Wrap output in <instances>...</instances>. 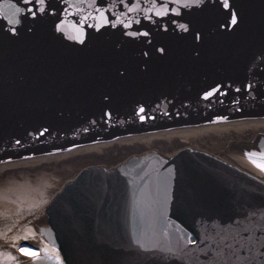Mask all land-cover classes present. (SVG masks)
<instances>
[{"label":"water","instance_id":"obj_1","mask_svg":"<svg viewBox=\"0 0 264 264\" xmlns=\"http://www.w3.org/2000/svg\"><path fill=\"white\" fill-rule=\"evenodd\" d=\"M46 2L0 0V194L70 178L16 238L40 264H264V0H230L237 25L220 0Z\"/></svg>","mask_w":264,"mask_h":264},{"label":"flooded vegetation","instance_id":"obj_2","mask_svg":"<svg viewBox=\"0 0 264 264\" xmlns=\"http://www.w3.org/2000/svg\"><path fill=\"white\" fill-rule=\"evenodd\" d=\"M49 189H42L36 194L25 192L19 197L16 191H4L0 196V264H25L34 261L20 249H31L29 245L7 243V235L17 223L29 215L44 201ZM33 250V249H31Z\"/></svg>","mask_w":264,"mask_h":264},{"label":"snow or ice","instance_id":"obj_3","mask_svg":"<svg viewBox=\"0 0 264 264\" xmlns=\"http://www.w3.org/2000/svg\"><path fill=\"white\" fill-rule=\"evenodd\" d=\"M177 2H178V0H177ZM23 3L25 5L31 4V5L34 6V7H29L27 9V14H30L34 19H38L39 18L38 17V13L39 14H44L46 12V9L48 8V4H47L46 0H23ZM194 3L196 4V6H200V4L202 3V0H194ZM220 3H221V6H222L223 9L228 10L231 24L232 25H237L238 22H239L238 21V17H237V13L233 10L232 5L230 4V0H220ZM183 6L184 7H192V4L185 3ZM134 7H136V6H134ZM9 8H11L13 10L12 11V17L13 18H7V17H5V18L8 19V23L10 25H19L21 23V19H19L18 16L20 14H24L25 13V9L21 8V7H18L17 5L11 4V3L9 4ZM172 11L175 12L177 15H179L178 9H172ZM156 14L157 15H163V14H166V13L157 12ZM101 18L103 19V14H101ZM105 22H107V21H105ZM56 28H57V31H62L60 25H57ZM180 28L183 29L184 31H188V26L185 25V24H181ZM10 31L15 35L17 30H16L15 27H12V28H10ZM76 32H77V35L70 36L69 39L76 40L80 44L85 43V40L83 38V36H84L83 30L79 29V28H76ZM130 35L137 36V35H139V33L133 32V33H130ZM143 35L147 36L148 33L144 32ZM161 51H163V49H161ZM249 87H251V85H249ZM214 91H216V90H213V92ZM237 91H239V89H237ZM213 92L206 93V98L212 96ZM140 112H144V108H140ZM141 119H143V117H141ZM246 155L249 157L251 162L257 168H259L261 171H264V153H260L259 154V156H260V161L259 162L256 159H253V157L257 156V153L249 152ZM191 242L193 244L196 243V241H194V240L191 241ZM20 251L23 254H25V255L31 256L33 258V260L36 262V264H39L40 256H39V252L38 251H34V250H31V249H25V248H21ZM43 251H45V253H47L48 250L47 249H43ZM57 259L59 260V257H57ZM59 264H63V261L59 260Z\"/></svg>","mask_w":264,"mask_h":264},{"label":"bare ground","instance_id":"obj_4","mask_svg":"<svg viewBox=\"0 0 264 264\" xmlns=\"http://www.w3.org/2000/svg\"><path fill=\"white\" fill-rule=\"evenodd\" d=\"M182 145L187 146L189 148H194V149H200V150H203V151H207V152H210L212 154H215L218 157H220L222 155L221 153H218L216 151H213V150H211L209 148H206V147H204L202 145H199L197 143H194V142H192L190 140H187L185 138H182Z\"/></svg>","mask_w":264,"mask_h":264}]
</instances>
